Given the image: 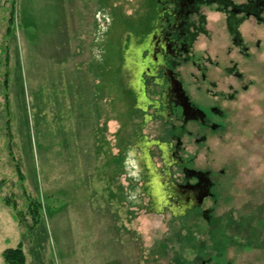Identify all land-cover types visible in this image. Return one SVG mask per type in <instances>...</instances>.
<instances>
[{
  "label": "rangeland",
  "instance_id": "obj_1",
  "mask_svg": "<svg viewBox=\"0 0 264 264\" xmlns=\"http://www.w3.org/2000/svg\"><path fill=\"white\" fill-rule=\"evenodd\" d=\"M154 5L0 0V264L17 244L27 264H264V23L240 22L249 55L227 53L225 5L196 3L190 15L206 33L189 54L203 63L204 44L210 58L218 53V67L207 63L218 85L192 79V96L221 115L208 112L219 126L188 123L183 165L168 172L151 144L172 156L160 133L172 140L180 121L171 129L140 109V36ZM191 61L174 69L198 75ZM231 65L241 76H230ZM229 81L235 99L224 97ZM183 166L204 179L180 187ZM210 181L213 196L201 202ZM30 200L40 203L35 222Z\"/></svg>",
  "mask_w": 264,
  "mask_h": 264
},
{
  "label": "flooded vegetation",
  "instance_id": "obj_2",
  "mask_svg": "<svg viewBox=\"0 0 264 264\" xmlns=\"http://www.w3.org/2000/svg\"><path fill=\"white\" fill-rule=\"evenodd\" d=\"M198 1L202 0H155L156 5H154L152 15V27L140 36V46L145 60L144 69L140 73L142 79L140 90H142V95L145 96V99L142 98L141 100L146 104V108L140 106V109H143L145 115L163 118L166 123H169L168 126L171 129L175 126L176 120L180 121L179 135L172 134V140H166L169 139L168 136L170 134L167 133L168 136H164L163 133H160L162 137L166 138L164 144H168V151L172 156L166 158L158 142L151 144L156 145V147L158 146L157 148L161 152L159 158L162 163V169H167V171L173 165H183L182 156L179 154L180 150H183L182 133L191 134L193 132L191 127V130L187 131L188 123L194 122L198 124L194 128L195 131H198L199 127L200 129H205L208 126H217L218 124H213L215 123L213 122L214 119L211 118L208 112L213 109L218 115L221 113L218 107L209 105L210 101L207 103L206 110H204L195 102L194 95L192 96V79H197L194 82L195 84L200 81L201 84L207 83L214 87L218 85L217 79L215 81L214 71L210 70L207 64L213 63L218 67V53L214 55L216 58H210L208 53L210 52V47H206V44H204L202 48L204 54L202 56L205 62L198 63L194 60V57L191 59V55L193 56V54H189L190 48L199 37V32L203 31L206 33L204 21H200L199 16L196 20L190 15L196 11V3ZM218 2L225 5L227 29L231 40V43L226 45V52L234 53L237 51L244 56H248V46L244 44V40L238 31V24L243 22L247 17H252L257 23H264V16L261 14L264 11V0H237V2L218 0ZM230 10L235 11L234 15H232L233 21H228V16H231L229 14ZM205 37H209V35L205 34ZM152 40L153 42H151ZM187 60H192V67L199 71L198 75L192 72V70L181 72L174 69L178 64L184 61L187 62ZM229 60L235 64L234 59ZM227 67L230 71V76L234 74L241 76L239 72L232 70L233 65H231V69L229 66ZM185 81L188 83V89L185 86ZM227 84L231 92L224 94V97L235 99V96L238 95L237 90L232 81H229ZM240 87L244 90L247 89L246 84ZM201 88L203 89V85H199V88L197 87L196 89ZM148 89L152 91L151 95H148ZM206 90L211 92L210 88H206ZM212 95H217V92H212ZM141 137L144 138V136ZM201 137L205 138L206 136L201 135ZM194 170L192 167L183 166L181 173L183 182H175L173 179L171 181L180 187L192 186L193 183H189V178L195 177V174L198 177L200 176L201 180L204 179V172L198 169ZM210 182L206 193L200 197L201 202H203L204 198L213 196V192L211 191L213 183ZM168 197L170 198V195ZM176 200L178 199L176 198ZM197 205L195 204L188 209L194 208ZM168 208L170 209L169 206Z\"/></svg>",
  "mask_w": 264,
  "mask_h": 264
},
{
  "label": "trees",
  "instance_id": "obj_3",
  "mask_svg": "<svg viewBox=\"0 0 264 264\" xmlns=\"http://www.w3.org/2000/svg\"><path fill=\"white\" fill-rule=\"evenodd\" d=\"M234 12L235 11H232V10L229 11V14L231 16H228V21H233L232 15H234ZM12 14H13V9L10 10V17H9L10 20H12ZM152 15H153V12H152ZM4 81H7L5 77H4ZM129 99L133 100L131 97H129ZM131 103H132V101H131ZM148 194H149L148 191L145 192V190H144L143 193H141V195H140V198H143V197L146 198V200H147L146 204H149V202H150L148 200L150 197ZM39 207H40V203L38 201H35V200L29 201L28 211L32 215L31 218H32L33 222L37 221V217L39 214ZM167 210H170V209L167 207ZM1 256H2V259L5 262V264H27L26 255H25V252H24L21 244H17L16 246L5 247L1 252ZM179 260L183 262L184 261L183 256H180Z\"/></svg>",
  "mask_w": 264,
  "mask_h": 264
}]
</instances>
